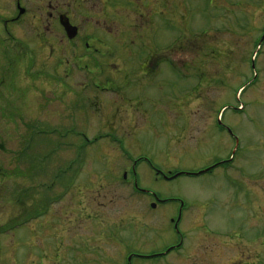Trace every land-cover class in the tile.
<instances>
[{
    "label": "rangeland",
    "instance_id": "obj_1",
    "mask_svg": "<svg viewBox=\"0 0 264 264\" xmlns=\"http://www.w3.org/2000/svg\"><path fill=\"white\" fill-rule=\"evenodd\" d=\"M62 4L97 39L102 73L78 68L60 38L56 52L19 28L0 34V254L25 240L32 264H56L61 246L60 264H75L68 227L84 209L89 264H126L123 241L177 240L182 203L184 264H264V0ZM151 195L178 201L151 209Z\"/></svg>",
    "mask_w": 264,
    "mask_h": 264
},
{
    "label": "flooded vegetation",
    "instance_id": "obj_2",
    "mask_svg": "<svg viewBox=\"0 0 264 264\" xmlns=\"http://www.w3.org/2000/svg\"><path fill=\"white\" fill-rule=\"evenodd\" d=\"M10 0L9 3L11 5V11L9 13L8 17H1L0 16V34L6 35V36H12V33L14 30L18 29L21 30L23 33H32L35 36V39H37L38 43L41 44L40 47L42 46V49H45V47H51V51L56 50L54 44H52L51 37L54 38H60L59 39V44L58 46V51L60 50V47L62 43L65 42V45L67 46H73V60H75V64H77L78 68L82 67L83 69H89L88 66L90 62H93V70L97 71L98 75L102 73V68L101 65L99 66L97 64V61H95V54H100V50L95 48L93 45L90 44L91 42H95L94 38H92V34L90 32H84L81 33L80 27H77L73 25L70 17L66 13H64L63 9L64 6L62 4V0ZM33 2V4L31 3ZM32 10V12H31ZM102 13V11H101ZM68 22V24L72 27L76 28V36L73 39H68L65 33L64 29V23ZM55 44L58 43L56 40H54ZM37 43V44H38ZM186 44V40L182 42V46ZM92 47V49H91ZM78 51H83L82 56L78 55ZM55 52L53 53V55ZM102 56H105L106 54H101ZM84 63L82 64L83 66H80L79 62L83 61ZM88 63L87 65H84ZM73 64V63H72ZM58 65V64H57ZM143 71H145V74H152L156 70L157 66L160 65L158 57L152 56L147 58L143 63ZM60 67V64L58 65V68ZM151 68L150 71L148 69ZM66 73L68 74L70 72V68L65 70ZM88 71V70H87ZM89 72V71H88ZM66 74V75H67ZM68 77V76H67ZM116 78L120 79V76L115 75ZM132 83V82H131ZM105 85L107 86L108 90H103L100 88L101 86L94 84V88H99L102 91L109 92L111 90L110 86H113V82L110 81V79H107L104 82ZM129 87V86H128ZM127 87V88H128ZM131 87V86H130ZM129 87V88H130ZM125 88V90L127 89ZM217 164V163H216ZM136 164L134 163V166ZM133 169L130 170L131 174L135 176V171ZM156 174V172L154 171ZM125 179V176H124ZM136 188V185H135ZM143 194V193H141ZM151 198L153 199V202L155 204H151L150 208L151 209H156V204L161 205L162 207L165 208V206L170 205V202H175L178 201L173 198H167L163 199L160 198L157 195H151ZM179 210L176 213V216L171 218L169 222L172 224L173 229L177 235V240L173 243L170 242H164L161 244L156 245V249L154 248V245L152 247H149L146 251L143 250L141 245L139 244L138 246H135L134 243H127V241H123V246L125 250H129L128 253L125 256V251H124V256L126 259V264H133L134 259H139L143 261H149L152 259H165L169 256H174L173 257V264H184L186 261V256L182 254L183 248H184V239L180 235V230L178 229L179 223L182 219V203H179ZM30 206V205H29ZM78 207L84 208V206H79ZM31 207V206H30ZM23 208L25 209L26 206L23 205ZM22 209V210H24ZM76 213V219L73 221V224L70 225L68 228L70 229L72 235V239L74 241L73 247H76V257L78 260L75 262V264H89L91 261V255H92V246L89 245V238L92 235V226H82L79 225L80 222H84V220H77L78 217V212H81L79 217H83V213L86 210H73ZM24 213V212H23ZM29 213V212H28ZM27 216L29 217L30 215ZM166 211L164 210L163 217L165 219L166 217ZM25 215V213H24ZM23 216V215H22ZM38 217L40 214L37 215ZM35 217V216H34ZM171 217V216H170ZM92 219V216L86 214V224L90 223ZM62 221L59 219V222ZM70 222V220H68ZM23 228L25 227L24 224L22 223ZM79 225V226H78ZM52 228V227H49ZM67 228V229H68ZM26 235L25 238H28L30 236V229L26 227ZM90 233V236L88 234ZM25 234V233H24ZM25 247H22L19 243L12 242L8 253L5 256H2L0 254V264H32L31 262V253L29 251V244L27 241H23ZM28 244V245H26ZM130 245L133 248H130ZM20 249H22V252H20ZM62 246L58 249L56 254H59L56 259L59 261L57 262L60 264L61 260L63 259V253H62ZM13 253V254H12ZM47 252H43L44 257H46ZM48 254V253H47ZM55 254V256H56ZM79 256V257H78ZM170 259V258H168ZM43 260V259H42ZM56 263V264H57Z\"/></svg>",
    "mask_w": 264,
    "mask_h": 264
},
{
    "label": "water",
    "instance_id": "obj_3",
    "mask_svg": "<svg viewBox=\"0 0 264 264\" xmlns=\"http://www.w3.org/2000/svg\"><path fill=\"white\" fill-rule=\"evenodd\" d=\"M64 29H65V33L68 39H73L76 36V28L72 27L68 24V22L66 21V23H64ZM264 36V35H263ZM211 168L206 169L204 171L199 172L198 174H202V173H206L207 171H209Z\"/></svg>",
    "mask_w": 264,
    "mask_h": 264
},
{
    "label": "trees",
    "instance_id": "obj_4",
    "mask_svg": "<svg viewBox=\"0 0 264 264\" xmlns=\"http://www.w3.org/2000/svg\"><path fill=\"white\" fill-rule=\"evenodd\" d=\"M87 142H88L89 144H91L90 141H87ZM62 174H63V173H62ZM24 197H25V196H24Z\"/></svg>",
    "mask_w": 264,
    "mask_h": 264
}]
</instances>
